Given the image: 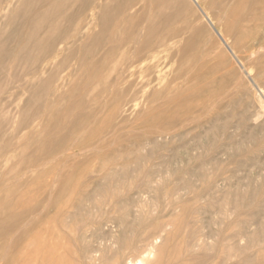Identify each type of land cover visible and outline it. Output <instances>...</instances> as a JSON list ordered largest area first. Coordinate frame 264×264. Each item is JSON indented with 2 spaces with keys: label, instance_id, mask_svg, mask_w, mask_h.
Masks as SVG:
<instances>
[{
  "label": "rangeland",
  "instance_id": "rangeland-1",
  "mask_svg": "<svg viewBox=\"0 0 264 264\" xmlns=\"http://www.w3.org/2000/svg\"><path fill=\"white\" fill-rule=\"evenodd\" d=\"M196 1L244 67L193 1L148 0L149 16L158 13V19L170 23L172 45L181 52L171 60L158 55L143 63L134 76L138 90L116 82L112 94L102 85L104 73L115 81L121 57H129L146 37L141 29L145 19L131 30L138 41L117 49L110 68L101 65L104 42L91 55L87 51L76 57L65 49V65L76 69L73 75L56 72V90L30 83L34 95L28 94L35 97L27 109L31 117L20 126L29 135L26 139L20 140L14 119L27 93L1 95L7 103L0 116L8 120L0 121V210L13 220L0 219V238L8 237L0 240V264L19 259L22 264L36 259L40 264H264V99L248 78L264 90V0H237L223 21L203 0ZM241 13L243 18L233 20ZM95 28L91 30L102 31ZM115 33L126 36L130 31L117 27ZM2 61L7 63L5 56ZM82 61L97 65L81 70ZM12 66L2 78L12 80L8 87L15 90L13 75L24 63ZM153 86L160 88L154 90L161 92L158 99L151 94ZM81 103L83 109L76 110ZM39 140L51 143L46 153L51 156L34 157L32 148L22 150ZM11 233L16 234L11 238L15 247ZM37 249L45 252L34 256ZM9 250L15 257L7 256Z\"/></svg>",
  "mask_w": 264,
  "mask_h": 264
},
{
  "label": "bare ground",
  "instance_id": "bare-ground-1",
  "mask_svg": "<svg viewBox=\"0 0 264 264\" xmlns=\"http://www.w3.org/2000/svg\"><path fill=\"white\" fill-rule=\"evenodd\" d=\"M147 1L148 0H101V1H98V0H0V23H1L0 24V110L7 103V101L4 100L2 98V96H1L5 92H8V94L11 93L12 95H14L15 93H18L19 90H22L23 94L25 92L27 93L26 97L24 98V102H22V104L18 103V105L20 107V109L18 110V114L19 115L17 116V119H14V122L16 123L17 128H19L18 131L20 132L19 133L20 140H23V139H26L27 137H29V135L26 132H24V133L21 132L22 127H20V126H21V123H24L25 121H27V119H30V117H31L29 115L31 113V111L28 112L27 109H28V107H30L31 102H33L35 97L30 95L32 93V92L31 93L29 92L32 89V87L30 86V83L33 82L35 85H38L39 87L42 86V87H46V88H49V89L54 87L52 89V90H54L55 87L58 88V85H59V84H54V82L56 81L57 78H55V81L52 82L54 80L53 78H54V75H55L56 72H59L60 70L61 71L65 70V71H67V75L68 76L73 75L75 73L76 69L73 70V68L70 67L71 64H68L69 66L65 65L66 61H64V59H65L64 57L65 56H63L64 55V53H62L63 50H65V49L69 50L70 49L71 52L69 51V54H73L74 53L76 55V57H78V54L80 56V55H83V53L84 54L87 53V51H89L88 53L91 55V54H95L94 52H96V50L98 52V49H99L101 43L104 42V44H107V45H106V47H104L105 46L104 45V46H102V48H100L101 49L100 50V55L102 57L100 59L101 60V65L103 66L104 69L110 68V66H111L110 64H112L111 55L117 49H119L122 46L123 47L129 46L128 44L130 42L135 43V42L138 41L137 39H135V35H132L133 33L131 34V32H132L131 30H132V28L136 29L138 24L140 23V21L142 19H145V24H144V26L143 25L141 26V29L143 28L145 30L146 37H144L143 39H141L140 41L137 42L138 47L135 50L133 49L134 52L131 51V53L132 52L133 53L130 54L129 57H128V55H125L126 53L124 52L125 53L124 56L121 57L122 59H121V66L119 67V74L117 75V73H116V75L118 77H116V79L114 81V80H112L110 78V74L109 73H107V75L104 73V75H103L104 82H103L102 87L104 88V90L107 93H112V94H116V93H114L116 82H119L121 84V86L123 85L122 87H124L125 85H126L125 87L128 86L127 90H134L135 88L139 89V87H137V86H139V85H137L139 82L135 83V81H136L135 78L136 77H134V76H136L137 73H139V71H141L140 69H142L144 67L143 63L147 62L146 64H148V62L154 60L156 57H158V55H163L165 58H168L169 60L177 58L178 54L181 51L174 50V47L172 45V41L175 42V40H174L175 36H173L174 33L169 28V24L170 23L167 24L166 22L162 21L161 19H158V17H156V15L158 13L156 15H155V13H153L155 16L153 17V14H152L151 15L152 17H150L149 16V12L151 10L148 12V9L146 7ZM187 1H189V0H187ZM191 1H193V3L196 4L199 7V9L203 13V15H205V17L207 18L208 24L213 28V30L215 31L217 36L221 39V41L223 42L225 47L229 50V52L231 53L232 57L236 60L238 65L241 66V67H244L242 62L238 59L236 54L229 47L227 41L224 39L222 34L218 30L215 29L212 20L207 17L205 12L198 5L197 1L196 0H191ZM203 1L207 4L208 8L210 9V12L211 13L213 12L214 13L213 15H215L220 21L221 20L223 21L225 19L226 13L232 8L234 3L237 2V0H203ZM149 7H150V5H149ZM87 10H89L88 20H85V18L83 16H84V14H85V12ZM160 13H162V12H160ZM244 15H245V13H244ZM244 15L242 13L238 14L237 16H236V14H234L233 15L234 16L233 20H236V19H239V18H243ZM158 16H160V15H158ZM161 17H163V16H161ZM163 20H164V18H163ZM66 25H69L71 27V29L69 30L66 27ZM21 26H26L27 30L26 31L25 30H21ZM85 26H86V31L84 30L85 32H83L81 29L83 27H85ZM96 26L100 27V29L102 31L101 32H94V31L91 30V29L95 28ZM117 27H119L121 29H128V31H130V33H128L126 36H122L120 34H117V33H115V29ZM229 28L232 29L234 31V34L237 35V32H236L237 30H236L235 23L230 22L229 23ZM240 38L241 37L239 36V39ZM133 45H136V44H133ZM126 48L127 47H125V49ZM53 51H54V53H53ZM59 52L62 54V57H61V54ZM57 54H60L61 59H60V61L58 63H55V57H56ZM69 54H68V56H69ZM250 54H252V53L250 52ZM3 56H5L6 59H7V63L6 64L3 63V61H2V57ZM116 59H119V58L116 57ZM114 60H115V58H114ZM18 62L22 63V64L24 63V68H22L21 71L18 74L16 73V74L13 75L14 76V83L17 82V86H16V88H13L15 90H11V88L8 87V86H10V83H11L12 80H6L5 81L2 78V74L5 73L6 71L10 70L11 68H13L12 64H16V63L18 64ZM70 62L73 63V60L70 61ZM187 62H189V61H187ZM59 63H63V65L61 66V64H59ZM176 63H178V62H176ZM176 63H175L174 68L176 67ZM96 65H97V62L96 63L93 62V63H91V65H89L87 62L82 61L81 70L87 69V68L89 70H91V68H93ZM155 65H156V63H155ZM138 66H139V68H138ZM183 70H184V68H183ZM244 70H245V68L243 69V72H245ZM112 71H113V69H112ZM177 71H179V69ZM177 71H172V72H174L173 74L176 75L178 73ZM144 72H143V74H144ZM175 72H177V73H175ZM180 72H181V70H180ZM46 73H47V76L43 78V75L46 74ZM59 73H62V72H59ZM151 74H147L148 77ZM173 74H171V77H172ZM178 75L179 74H177L176 77ZM182 75H184L183 71H182ZM61 76H62V74H61ZM153 76H155V74ZM25 77H27V78L25 80H23V78H25ZM171 77L169 76V78L171 80H173ZM176 77H174V78H176ZM246 77H247V75H246ZM151 78H152V75H151ZM169 78H167V79H169ZM178 78H179V76H178ZM248 78H249L250 82L252 83V85L255 87V90H257V93L259 94V96H262V98L264 99V90L258 84H256L254 78L249 77V76H248ZM11 79H12V77H11ZM59 79H60V77H59ZM59 79L56 82L59 83ZM141 79L142 80L146 79V76H145V78H143V76H142ZM141 79H140V81H141ZM148 80H149V78H148ZM148 80H146V81L148 82ZM154 80H155V78H154ZM170 81L168 83L169 85L171 84ZM172 82H174V80ZM89 84H93V83H89ZM182 84H183V86H185V84L183 82H182ZM154 87L155 86H153V88H152L153 92L151 90V94H153V96L156 94V96H154V99H158V97H160V93L161 92H158V93L156 92L155 93L154 90H156V89L158 90L160 88L156 87L154 89ZM36 88H37V86H36ZM163 88H164V90H168V88L165 87V86ZM173 88L175 89V87H173ZM120 89H122V88L120 87ZM161 91H163V90L161 89ZM135 92H137V91H135ZM145 92L147 93V90H145ZM163 92H162V94H163ZM28 93H30V94H28ZM128 93H129V91H128ZM128 93L126 94L127 96H128ZM132 93H133V91H132ZM137 93L139 94V91ZM157 94L159 96H157ZM12 95H9V96H12ZM32 95H34V94L32 93ZM134 95H136V98L138 96H140V94L138 96H137V94H134ZM127 96H126V99H127ZM144 96L146 97V94ZM145 97H143V98H145ZM155 97H157V98H155ZM143 98H141V99H143ZM125 100H124V102H125ZM134 100H135V97H134ZM160 100H162V99H160ZM104 101H105V97H104ZM130 101L131 100H129V102ZM144 101L145 100H143V102ZM148 101H149V98L147 99L146 104L148 103ZM139 103H141V102L139 101ZM157 103H159V101H157ZM141 104H143V103H141ZM123 105H124V103H123ZM123 105H122V108L125 107V105H124V107H123ZM131 105H132V103H131ZM129 107H130V105H129ZM140 107H139V109L143 108V107L142 108H140ZM144 107H145V105H144ZM149 107H150V105H149ZM152 107H154V105L151 106V109H152ZM262 107H263V105H262ZM145 108L148 109V107H145ZM82 109H83V105L81 103L76 110H80L81 111ZM119 110H120V108H119ZM134 110H136V109H134ZM143 110H145V109H143ZM149 110L150 109H148L146 111H149ZM35 111H36V109H35ZM120 112H119V114L122 113V112L121 113ZM117 113L114 116V118H115L114 120L115 121L118 118L117 115H119ZM127 113H130V112H127ZM91 115H92V113H91ZM28 116H30V117L28 118ZM184 118H181V119H184ZM188 118H189V116H188ZM188 118L185 121H189ZM181 119L177 120V121H184V120H181ZM1 120L7 121L8 119L5 118V117L2 118L0 116V121ZM119 120H121V119L119 118ZM174 121H176V120H174ZM122 122H123V120H122ZM28 123L30 124L29 120H28ZM113 123L114 122H112V124ZM120 123H119V125H120ZM186 123H188V122H186ZM62 124H64V122L61 123V125ZM112 124H110V125H112ZM124 124H126V123H124ZM115 125H116V123H115ZM119 125L117 123V126H119ZM174 126L175 125H173V127ZM77 127L78 126H76L74 129H76ZM107 130H108V128H107ZM107 130H106V132H107ZM114 130H115V128H114ZM114 130H111V131H114ZM155 132H158V131L156 130ZM168 132L170 134L171 131H168ZM104 133H105V131H104ZM157 134L159 135V132ZM157 134H156V136H158ZM161 135H162V133H161ZM164 135H166V134H164ZM164 135H163V137H164ZM65 136L67 137V135H65ZM103 138H105V137H103ZM10 139H12V138H10ZM69 139H71V138H69ZM53 140H55V139H53ZM57 140H55V142ZM40 141L41 140H39V142H36V144L34 146L33 145L32 146H28L26 144L22 148V150L26 151V152H30V148H32L31 149V151H32L31 155H32L33 152H35L34 157L37 156V155H40L41 153L46 155L47 151L51 147V143L49 144L47 141H41V142ZM51 142H52V140H51ZM52 143H54V142H52ZM57 143H59V142H57ZM63 146H64V144H63ZM80 146H82V145L79 144L78 147H80ZM96 146H97V144H96ZM64 147H66V146H64ZM100 148H101V146H100ZM49 155H46V156H49ZM44 156H43V158H44ZM56 157H57V155H56ZM26 164H27V162H26ZM34 166H36V165H34ZM29 177H30V174H29ZM54 179H55V177H54ZM28 213H26V214H28ZM3 215H4V212L2 210H0V219L1 218H5L4 220L10 221V223L12 222V220H13V215L12 214H9V215H6V216H3ZM19 219H21V218L19 217ZM36 219H34V220H36ZM14 220H15V218H14ZM16 222H17V220H16ZM29 222H27V223H29ZM3 223H4V221H3ZM18 223H20V222H18ZM32 223H34V222L32 221ZM12 225H16V224L13 223ZM32 226H34V225H32ZM28 228H30V227H28ZM20 232H22V231H20ZM26 232H27V229H26ZM14 234L11 233L12 237L11 236L9 237V239L11 240V246H13V247H15V245H12V244H17V243L12 242L13 239H11L13 237L16 238V236H15L16 234L15 235ZM24 234L26 235V233H24ZM25 235L22 234L21 236L24 237ZM17 236H19V233H18ZM2 239H8V237L6 235H4V236H2L0 238V240H2ZM24 240H25V237H24ZM17 241L19 242V240H16V242ZM26 241H28V240H26ZM31 242L32 241H30V243ZM35 242L36 241H34V243ZM59 242H60V240H59ZM47 243H49V242L47 241ZM52 243H55V241H52ZM4 244H6V243H4ZM4 244H2V245H4ZM57 244H58V242H57ZM63 245H64V243H63ZM39 246H41V245H39ZM56 246H58V245L55 244V248H57ZM49 247H50V245H49ZM18 248H21V246L18 245ZM25 248H28V247H25ZM32 248H35V247L33 246ZM50 248H51V250L47 249L48 252L49 251L52 252L53 248L52 247H50ZM28 249H30V247ZM21 250L22 249H20L19 251H21ZM37 250H36L37 252L35 250H33L31 252L32 256H33V252L34 251L36 253L45 252V251H41L42 249L40 251H39V249H37ZM9 251H7V256H8V254L10 255V253H12L11 251L10 252ZM19 251H17V252H19ZM22 252H20V253H22ZM53 252H55V251H53ZM28 253L29 252L24 253V254L22 253V254L25 255V254H28ZM0 254H4V253H0ZM46 254H44V256L45 255L48 256V253H46ZM38 255H39V253L37 255H34V256H38ZM11 256L15 257V255H13V253L11 254ZM29 257H28V260L31 258V257L30 258ZM18 258H20V257H18ZM23 258H25V256H23ZM54 258H56V256ZM21 260H22V262H24L23 259H21ZM36 260H35L36 261L35 263H33L34 261H32L31 263L32 264L39 263L38 259H36ZM14 261L16 262L15 259H14ZM19 261H20V259L18 260V262ZM18 262H16V264H18ZM20 263H21V261H20ZM10 264H12V263H10Z\"/></svg>",
  "mask_w": 264,
  "mask_h": 264
}]
</instances>
